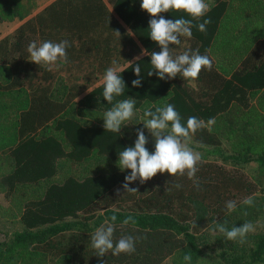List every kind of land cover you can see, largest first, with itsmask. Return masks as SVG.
Listing matches in <instances>:
<instances>
[{
	"label": "trees",
	"instance_id": "obj_1",
	"mask_svg": "<svg viewBox=\"0 0 264 264\" xmlns=\"http://www.w3.org/2000/svg\"><path fill=\"white\" fill-rule=\"evenodd\" d=\"M261 1L207 0L210 11L200 20L183 11L162 14L193 22L192 37H181L180 45L171 46L175 54L199 49L213 61L211 71L204 69L189 82L179 75L166 80L148 76L155 71L150 55L161 49L150 38L151 16L141 8L142 0H0V22L19 21L0 38V208L8 209L20 227L0 230V264H163L168 259L186 264L183 257L189 253L192 264H264V178L243 167L251 161L264 167V123L251 134L239 118L251 112V94L264 99V22L260 11H254ZM204 19L211 23L201 32L198 24ZM237 20L248 23L240 28L235 22L237 31L232 33L230 22ZM233 35L247 43L231 70L216 64L211 51L216 39L222 46ZM62 40L71 44L68 63L58 61L49 70L30 60V42ZM143 48L146 55L137 59ZM137 63L142 87L132 85L138 79ZM109 67H118L126 84L112 103L104 100V83L98 84ZM73 70L80 74L69 84L61 74ZM55 79L65 84L63 92L58 90L61 97L56 84H48ZM8 93L15 94L13 102L6 100ZM78 97L79 105L93 108L95 116L132 97L135 110L143 113L174 105L185 126L191 116L205 123L211 118L224 122L192 137L196 146L221 153L223 162L201 155L195 177L199 188L187 175L158 173L143 184H129L138 192H126L123 184L131 170L119 168V152L134 146L138 129L149 138L146 147L152 152L153 138L135 116L121 132L106 131L104 119L64 120ZM232 134L240 150L223 151L224 138ZM91 161L94 172L79 168ZM73 165H78L76 170ZM3 196L9 200L7 207L2 206ZM247 197H253V206L242 203ZM230 200L237 203L232 212L226 208ZM113 215L114 241L132 236L136 251L118 256L109 251L99 257L91 236ZM128 216L134 224H123ZM224 221L229 230L245 222L256 230L244 244L229 241L214 231L216 222Z\"/></svg>",
	"mask_w": 264,
	"mask_h": 264
},
{
	"label": "clouds",
	"instance_id": "obj_2",
	"mask_svg": "<svg viewBox=\"0 0 264 264\" xmlns=\"http://www.w3.org/2000/svg\"><path fill=\"white\" fill-rule=\"evenodd\" d=\"M141 8L150 14L149 21L150 38L156 42L160 51H153L150 55V64L155 71H149L148 76L157 75L159 79H175L178 75L189 82L198 79L202 70H212L213 61L208 55H201L199 49L188 50L181 54H175L172 45H180L181 37L191 38L193 22L189 19H166L162 14L170 11H183L190 15L193 20H200L209 11L210 5L207 0H142ZM210 19H204L198 24L201 32H206ZM120 35V33L117 31ZM71 44L68 40L60 42L44 41L38 43L30 42L27 51L30 60L37 65L43 64L49 70L58 61L68 63L66 49ZM146 51V50H145ZM139 59V58H137ZM115 61L113 64L115 65ZM118 67H109L103 77L104 90L103 97L108 103H112L114 97L123 94L126 87L125 81L119 74ZM135 75L138 79L132 81L133 87H142L141 67L137 63L134 67ZM135 98L117 101L114 106L104 113V128L106 131L121 132L122 125L135 115ZM144 115V128L148 130L154 141V152L149 151L146 145L149 138L143 129L137 130V139L134 146H128L119 152L118 166L123 171L130 169V175L125 177L123 188L126 192H138V189L129 187L134 181L139 180L141 184L151 180L158 173H168L173 176H185L192 179L199 188V181L195 179L198 165L202 160L199 152L194 151L189 144L192 137L198 130L215 124V119L205 121L191 116L187 119L186 126L182 123L180 114L174 105L166 104L163 107H156L153 112L146 109ZM175 187L180 188V184ZM243 204L253 206V197H247L242 201ZM228 212L235 211L237 203L230 200L226 203ZM246 214V213H245ZM117 217L113 215L111 222L106 220L98 227L91 236L92 247L96 250L97 256L104 257L109 251L112 255L118 256L121 253L133 254L136 251V239L132 236H122L118 241H114L115 222ZM134 224L132 216L123 220L124 225ZM223 223L216 222L215 230L223 233L227 240L236 241L240 244L246 242L249 233H254L256 228L252 222H245L242 226H233L230 230ZM186 264H192L191 254L183 257Z\"/></svg>",
	"mask_w": 264,
	"mask_h": 264
},
{
	"label": "rangeland",
	"instance_id": "obj_3",
	"mask_svg": "<svg viewBox=\"0 0 264 264\" xmlns=\"http://www.w3.org/2000/svg\"><path fill=\"white\" fill-rule=\"evenodd\" d=\"M46 1H50V0H46ZM254 8H255V11L257 9H258V11H260V14H261L260 15V20H263V22H264V11L260 10V6H256ZM262 17H263V19H261ZM18 24H19V21L0 22V38L5 36L9 32L13 31L18 26ZM146 53H147V51H145V48H143L142 53L139 56H137V58L146 55ZM53 68L56 69V67H53ZM79 74H80V72H77V70H73V71H68V72L64 71L61 75L63 76L62 79H65V81H67L69 84H72V83L75 82L73 80L74 77H76V75H79ZM58 80L55 79V81H52L51 83H48V84H50V86H54V84H56L55 89H56L57 93H58V90L61 93L64 90L62 88V86L65 85V84L60 82V80L59 81ZM102 82H103V80L99 81L98 84H100ZM78 83H79V81H78ZM193 86L195 87L196 84L193 85ZM90 88H92V86ZM60 93H58V96L60 95ZM23 96H24V94H23ZM13 98H15V94L14 93H8L6 95V100L8 102H13L14 101ZM16 98H17V96H16ZM79 99L80 98L74 100V103L76 105L74 104L75 106L73 105L69 110L66 111V116H64V118H63L64 120H68V121L72 122L71 119H73L75 116H78L80 119L83 118V120H88V121H92V120L93 121H100V119L103 120L104 113L99 112V115L97 113L96 116H95L93 108L87 109V108H84V107L79 105V103H78ZM249 99H250V105L252 104L251 112L250 113H243V114H241L242 116H240L239 118H241L242 121H245L244 122V126L247 125L246 129L248 130V132H250L251 134H256L254 132L255 131L259 132V129H260L259 125L264 123L263 122V119H264V105L261 104V101L264 100V99L262 98V95L259 97L258 94H256V95H254V94L252 95L251 94ZM247 109H249V107ZM134 116L136 117V119L139 118L140 121H144V119H145L144 115H143V110L140 109V108L135 110V115ZM245 118L247 120H249V122L251 121V123H247ZM215 123L216 124L218 123L221 126L224 122L223 123L221 121L217 122V120H215ZM232 135H233V137H231V138H228V139L224 138L225 140H224L223 146H221V149L223 151L226 150V152L227 151L231 152V150H234V149L240 150V143L237 141L238 138L235 139L234 138V134H232ZM229 136H230V134H229ZM263 143H264V139H263ZM196 145L197 144L194 143V141L192 139L191 143L189 144V147H191L194 151L199 152L200 155H205V156H207L209 158L217 159L220 162H223V158H222L221 153L217 154V152H214L213 150H212V152H210L209 151V149H210L209 146H196ZM92 163H93L92 161L89 162V163L88 162L83 163V164L80 165L79 168L83 169L86 172H90V171L94 172L95 168L92 166ZM226 163L228 165H231L230 162H226ZM105 166L106 167L108 166V162L105 163ZM77 167H78V165H76V167H75V165H73V170H76ZM243 167H244L245 171H247L250 175H252V176L258 175L259 177L264 178V167H261L257 161H251L250 163L245 164ZM81 174H82V172H81ZM2 203H3V205H2L3 207H7L9 205V200H6V198L3 196ZM263 221H264V219H263ZM18 228H20L19 224L14 222V217L12 216V213L9 212L8 209L0 208V230L11 232V231H13L15 229H18ZM2 238H3V235L0 233V239H2ZM163 264H172V260L168 259Z\"/></svg>",
	"mask_w": 264,
	"mask_h": 264
},
{
	"label": "crops",
	"instance_id": "obj_4",
	"mask_svg": "<svg viewBox=\"0 0 264 264\" xmlns=\"http://www.w3.org/2000/svg\"><path fill=\"white\" fill-rule=\"evenodd\" d=\"M50 1H55V0H50ZM258 6H260L261 11H264V0H262ZM257 11H258V9L256 10V12ZM235 22H240L236 26L242 28L243 25L247 21L244 22V20H241V21L237 20V21L230 22V26L233 29L232 33L237 31V27L235 26ZM249 25H250V27H253V23H249ZM234 28H236V30H234ZM250 32L246 33L245 35H248ZM233 36L234 37L231 38L230 43H224L223 42L224 45L222 44V46H220L221 42L217 41V39H216L214 41L213 48L211 51L212 56H213L214 60L216 61V64L218 63V65L228 67L231 70L234 66L238 65V63L240 62V59L242 58L243 53H244L243 48H245V46L243 44L247 43V42H243V39H238L237 35H233ZM192 84L195 85V83H192ZM62 88H63V86H62ZM58 97H61V95H59ZM78 98H80V97H78ZM78 98H76V99H78Z\"/></svg>",
	"mask_w": 264,
	"mask_h": 264
}]
</instances>
